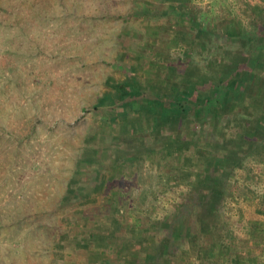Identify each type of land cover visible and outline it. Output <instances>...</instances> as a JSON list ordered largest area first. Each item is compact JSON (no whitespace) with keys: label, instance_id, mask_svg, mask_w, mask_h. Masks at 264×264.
<instances>
[{"label":"rangeland","instance_id":"obj_1","mask_svg":"<svg viewBox=\"0 0 264 264\" xmlns=\"http://www.w3.org/2000/svg\"><path fill=\"white\" fill-rule=\"evenodd\" d=\"M181 5L223 31L227 21L264 23V0L0 1V264H151V253L159 254L158 243L171 229L160 264H229L241 250L249 252L241 264H264V132L237 135L264 116V78L232 93L226 120L215 112V122H199L204 139L199 133L195 143L172 138L184 144V159L171 154L168 137L191 139L187 131L197 121L185 133L174 123L161 133L151 114L116 99L127 69L134 67L146 82L168 75L167 59L175 55L170 41L186 30ZM146 8L160 13L129 15ZM124 29L131 39L122 46ZM228 47L226 58H239L236 44ZM154 53L156 64H145ZM189 59L184 54L176 61L178 74L201 85L232 71ZM155 89L165 96L169 88ZM208 135L216 139L215 152L228 156L221 167L224 175L230 171L222 179L227 191L217 198L219 211L197 208L186 219L188 232L175 205L192 187L209 188L202 174L203 150L212 147ZM221 136L230 137L223 151ZM144 139L146 148L139 142ZM72 177L78 182L71 185ZM213 241L218 246L203 259L201 248Z\"/></svg>","mask_w":264,"mask_h":264},{"label":"trees","instance_id":"obj_2","mask_svg":"<svg viewBox=\"0 0 264 264\" xmlns=\"http://www.w3.org/2000/svg\"><path fill=\"white\" fill-rule=\"evenodd\" d=\"M45 1L49 2L51 0ZM53 1L64 6V0ZM73 1L78 4L81 3V0ZM108 2L109 5L105 4L104 15L109 13V6L112 1ZM181 6L182 10L179 11L181 15L180 17L183 22H186V30L182 35H178L177 32V35H173L170 41V43H173V45H170H172V51H174L175 55H170L171 57H168L167 62L165 60L167 64L166 68L168 69V75L166 77H159L156 81L155 78H152L153 74L150 72L152 76L151 80L148 78L149 81L146 82L144 79H141L137 73H135L134 67L127 69L129 70L130 74L129 79H125L124 81L116 84V99L120 103L122 102V104L129 103L128 106L130 110H135L144 114H151L154 123L153 128H155L157 131H161V127L162 129H165L169 124L174 123L176 128L180 127V132L182 131V133H185V131L191 126V122L193 123L197 121L198 127L193 131H187L190 133L193 132L191 134V139L189 136V138H183L182 136L184 135L178 136L174 133L170 134L171 136L168 137L172 145L175 146V148L173 147V150L170 151L171 154H177L179 158L184 159V157L188 156V153L185 151L184 144L172 141V138L177 140L179 138L189 139L194 143L197 142V138L204 139L206 131L203 129L201 130L202 133H200V128H202L200 125L202 124L199 122L204 123V121H206L208 118L210 119V122H215L214 117L211 116L213 115L217 117L216 113L218 114L217 118H225L226 120L228 115H225V111L228 107V101H230V98H232V93L236 89L246 90L250 83H253L256 78H264V23L259 26V24L256 22L249 23L248 21L246 24L243 21H239L240 23H238V27L237 25L235 26L231 21H227L226 23H221L222 25H226V28L223 31L216 27L213 22H211V25L210 22L207 24V21L203 20V15H200L201 13L193 14L188 9H186L187 7L184 5ZM132 10L130 11L129 15L135 17L149 15L151 12H155L154 15H159L160 13L158 9L154 11L149 8L143 9L142 11ZM157 11L159 13H157ZM40 12L42 11H35L36 14ZM129 15L125 18H129ZM101 16V14L94 15L96 18ZM148 27L149 26H147V28L144 27L146 30L144 29V31H142L143 37L145 36L144 32L146 31L147 33ZM150 27L154 28L155 26L150 25ZM124 32L130 33L128 29H124L122 33H120L122 38L121 44L122 46H125L126 44L130 45L131 38H129ZM179 32H181V30ZM189 34H192V36H188ZM217 38H220L221 40L218 41ZM233 44H236V50L239 52V58L228 59L226 58V53L223 51H225L226 47H231ZM174 45L176 46L174 47ZM218 48H221V51H218ZM184 54L191 58L188 60L189 62L194 61L197 64L207 66L212 65L215 67L223 66L225 68H231L230 70L232 71L229 73V75L223 74V76L220 78L212 79L210 83L201 85L198 83V80L195 78L193 79V77L186 78L178 74L176 61L182 59V55ZM128 55H130V52H128ZM149 57L148 60L145 61V64H147L146 62L148 61H150L152 64H156L158 59L155 57L158 58L159 56L154 53ZM123 63V60L119 61L120 65ZM123 67L126 68L124 64ZM190 78L192 80H190ZM158 84H163L165 87L169 88L168 93L165 96H161L157 93L155 88L158 87ZM105 100L106 98H101L100 103H104ZM95 107L98 108V104ZM101 116L108 120H113L114 118L111 117L112 115H106L105 113ZM134 127H136V125H134ZM132 129L134 130L133 126ZM242 132L244 133H237V135L241 137L246 135L247 137L256 138V136H258V132H264V116L257 118V121L253 126L245 124L243 126ZM197 133L199 134L197 135ZM194 134L197 135V138L194 137ZM213 137L214 136L212 135L207 136L209 141L206 142V145L209 143L210 146H212L213 140L214 142L216 141V139H213ZM228 140H230V137L227 138L226 136H221V138H218L219 150H224L223 146ZM139 142L144 148H146V145H144L146 143L145 139L144 141ZM255 146V148L259 147L258 144ZM136 151L131 152V154L134 156L138 155V152ZM155 151V149L150 150L151 154H154ZM203 151H205L203 153L205 163L202 174L205 179H209V188L192 187V189L189 191V194L180 195L178 203L175 205V215L180 214L181 221L185 219V224L182 222L180 223L182 224L181 228L183 229V226L185 225L184 227L188 232L189 225L186 219H188L192 213L194 214V211L197 210V208H200V212H203L205 208L207 211H213L215 209L213 213L216 210H220V201H218L217 198L219 196L224 197L227 191L225 190L226 183H222V179H227V176H230L228 175L230 171L227 173V175H224L221 168L222 166H226L228 162L227 155H225V158L223 159L218 152H215L213 146L211 147V150L206 147V149ZM121 152H127L128 154L129 150L125 151L121 149ZM236 155L238 158L237 163H239L242 157L239 156L238 153ZM115 156L120 157V152L118 151ZM182 168L184 169L185 167L183 166ZM152 175H154V177H158L157 175L159 174L156 171ZM170 178L171 175L169 176V179ZM74 182H78V179H74V177H72L71 185ZM59 203L65 206L67 204V200L63 198L59 201ZM197 213L199 212L197 211ZM202 217L205 220V217ZM202 217L198 216L197 219L201 220ZM172 224L174 225L173 222H170V225ZM211 226H213V224H211ZM171 232H173V229L169 230L168 236L162 238L159 241V254H157V252L155 254L151 253V264H160L159 258L168 253L166 249L168 242L171 240ZM210 246L211 247L205 248L203 245L201 251L199 252V256L205 259V257H207L206 253H209V251L212 252L214 247L218 246V242L213 241L211 242Z\"/></svg>","mask_w":264,"mask_h":264},{"label":"crops","instance_id":"obj_3","mask_svg":"<svg viewBox=\"0 0 264 264\" xmlns=\"http://www.w3.org/2000/svg\"><path fill=\"white\" fill-rule=\"evenodd\" d=\"M260 198V196L257 198V199H259ZM261 198H264V196H262ZM260 221V220H259ZM259 221H257V222H259ZM260 223V222H259ZM232 250H238V249H232ZM248 250V249H247ZM248 254H249V252H247L246 250L245 251H240V256L241 257H233V256H231L232 258H231V260L229 261V264H241L244 260H247L246 259V256H248ZM259 254H261V253H259ZM258 254V256H259V258H261V256ZM263 254V255H262ZM261 255H262V258L264 257V253H262ZM254 255V254H253Z\"/></svg>","mask_w":264,"mask_h":264}]
</instances>
